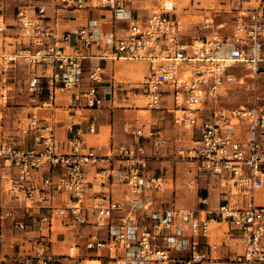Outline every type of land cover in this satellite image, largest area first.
Segmentation results:
<instances>
[{
	"label": "built area",
	"instance_id": "2783aa9c",
	"mask_svg": "<svg viewBox=\"0 0 264 264\" xmlns=\"http://www.w3.org/2000/svg\"><path fill=\"white\" fill-rule=\"evenodd\" d=\"M48 1L32 0L15 14L19 32L15 43H9L15 48L0 50L1 104L6 106L11 97L7 74L18 63L27 67L26 89L33 101L52 109L67 94L89 107L103 104L100 65H90L87 87L82 88L84 61L90 53L113 61L146 60L150 74L141 82L146 108L167 109L176 124L192 130L193 145L180 149L179 155L197 171L219 177L228 197L217 207L173 206L160 212L152 208L153 201L126 207L98 191L90 196L93 182L123 183L134 195L165 191L166 176L151 173L146 144L151 140L154 147H161L168 140L165 134L125 124L124 132L134 140L100 154L87 145L80 130L62 140L55 125L36 110L25 124L17 119V126L1 115L0 264H9L2 251L7 226L37 233L29 240L30 248L23 250L31 251L29 256L21 254L18 264H50L58 220L70 229L93 225L106 230L107 240L91 235L86 247L107 248L109 264H203L209 256L199 249V237H209L212 223L225 222L243 241V251L230 255L226 263L264 264V204L258 201L264 186V0L241 10L229 34L221 32L223 25L214 29L213 18L205 16L203 27L211 32L197 37L186 33L173 0H156L151 12L139 17L133 13L132 0ZM63 9L108 11L112 28L103 33L99 20L90 18L61 34ZM4 23L0 13V34L12 37ZM72 34L77 35L76 42ZM231 85L248 93L249 104L217 106L213 119L199 123L209 101L225 95ZM95 131L92 123L90 132ZM217 248L210 245L211 252ZM185 250L186 254L177 253Z\"/></svg>",
	"mask_w": 264,
	"mask_h": 264
},
{
	"label": "crops",
	"instance_id": "0c3cea01",
	"mask_svg": "<svg viewBox=\"0 0 264 264\" xmlns=\"http://www.w3.org/2000/svg\"><path fill=\"white\" fill-rule=\"evenodd\" d=\"M31 1L32 0H0V9H1L0 13H3V15H4V10H6V12L11 13L9 16H7V19L8 20H11V19L15 20L14 17H15L16 12L18 11V9L23 5L26 6ZM40 1H43V0H40ZM48 2L51 4V0H49ZM238 3H239L238 4L239 6H237V9H236L237 15L241 10L252 9L258 5L257 0H238ZM246 3H248L250 5L246 6L245 5ZM253 3H255V4L253 5ZM131 7H132L134 15L138 16V17L144 16V14L147 15L150 13L147 11H144V12L139 11V8L135 5V2L133 0H132ZM209 10L210 11H206V13L203 15V18L205 16H211L214 20V29L217 28L219 25H223L224 27L221 29V32H223L225 34H229L233 31L234 21H235V18L237 17V15L234 17L232 23L230 25H228L227 22L217 23L216 22L217 11H213L214 9H209ZM263 10H264V8H263ZM51 11H52V9H51ZM141 13H143V14H141ZM59 18H60L59 28H60L61 34L65 33V32L74 31L78 27L86 24L90 18H96L99 20V28L103 33L109 32L112 28L111 13L108 11H104V10L77 11L74 9H63L60 11ZM202 21H203V19H202ZM202 21L200 22L201 24H202ZM15 22H16V20H15ZM6 25H8L6 33L12 34V31H10V29H12V27H16V24L8 22V24H6ZM185 26H186V24H185ZM202 27H203V24H202ZM203 29H205V28L203 27ZM208 30L210 33L211 30L210 29H208ZM186 33L188 35H190L187 27H186ZM209 33H204V35H208ZM4 38L6 39V44H7V39L13 38V37L4 36ZM77 40H78L77 35L72 34V42H76ZM60 44H62V43H60ZM12 45H14V44H12ZM12 45L10 44V46H12ZM64 45L67 48L69 47L67 44H64ZM7 50H9V49H7ZM95 52H97V50L92 49V53H95ZM88 56L89 57L86 58L84 61L85 72H84V81L82 84L83 85L82 88L87 87L88 69H89L90 65H96V64L100 65L104 71L103 80H102V83L100 84V94H101V97L103 98V104L101 106L89 107L87 105H84L83 103H80L78 101L71 99L70 95L67 94V95H64L63 99L60 100V106H54L52 109H50L47 107H43L42 102L37 101V100L33 101V99L30 97L27 105L21 107V110L18 113L17 119L20 120L19 124H25L28 121L27 117L30 116V112L33 110H36L39 117L47 119L49 123H53L55 125V127L58 130L59 137L62 140H65L68 136L72 135L77 130H80L84 136V139H85V142L87 143V145L89 147L95 148L96 151L100 154L109 153L110 149L114 148L116 145H118L120 143H130L134 140V138L131 135H128L124 132L123 127L125 124H133L134 126L144 125V127L146 129L153 127L156 130L162 131V133H164L168 139V136L165 133V129L163 128V125H162V120L165 118L164 116L159 115L156 117L155 120H151L148 122H141V120L137 121V119H139V118L134 117L135 113H133L132 109L116 107V105H115L116 95L118 93V90L119 89L121 90L123 87L118 85L116 80L115 81L112 80L115 78L114 76H111L112 79H109L108 75L113 74L112 72L117 65V61L122 60V59H118L115 61L109 60V59H98V58L92 57L91 53ZM138 61H141L147 65L148 72L144 76V78H145L147 75L150 74V65H149L148 61H146V60H138ZM108 70H110L111 72L109 73ZM142 81H140L139 84L136 85V87L142 91V93L145 97L144 90L141 88V82ZM231 87H233V86H231ZM109 88H111L113 91L108 92L107 90ZM234 88H236V87H234ZM230 90H232V88H230ZM248 100H249V98H248ZM217 101L218 100L209 101L211 103V105L206 106L205 109L199 114V123H201L205 119H210V120L213 119L215 117V110H214L215 107L221 106L223 108H227ZM244 104H249V101H247ZM170 105H171V103H166V106L169 107ZM240 105H243V104H240ZM234 107H236V106H234ZM26 108H29V109L26 110ZM229 108H231V107H229ZM147 111H150V113H153V112H157V113L169 112L167 109H164L163 111H151V110L147 109ZM128 112H130V113H128ZM131 116H132V119L129 120V118H131ZM10 119H12L11 121H13L15 126H17L16 125L17 119L15 118V115L10 117ZM14 119H16V120H14ZM174 122H175V119H174ZM92 123H95V125H96V131L95 132H90V125ZM175 124H176V122H175ZM176 125H178V124H176ZM178 126H180V125H178ZM108 127H110V131H109L110 138H109V143L106 146L92 145L88 142V140H87L88 136H92L93 134L99 135L100 133H102V131H105V130H106V132H108L107 131ZM180 127H182V126H180ZM183 129H185V128H183ZM123 136H124V138L120 139ZM191 137H192V135H191ZM94 139L95 138H93V140ZM168 140H167V143H168ZM167 143L162 145L161 147H154L151 140L150 141L146 140V144L148 147V153L151 156L152 160L155 158H160L158 152L160 151V149L165 148L167 146ZM192 145H193V142H192ZM192 165H194V164H192ZM150 169H151V166H150ZM151 173H155V172H153L151 169ZM159 174H163V173H159ZM213 177L217 178V180L219 181V185L221 187H223L221 192L219 191L218 186H215L212 183H206V181L201 180L200 189H197L195 192L191 193L190 195L188 192H183V195H187V197L181 201V203H180L181 206H178L176 204H173L170 206H163V203L160 202V199H159L161 191H156V192H152V193H148V192L146 193L145 192V193H142L139 195H134L133 193H131V191L128 189V187H126L125 184L115 183V182L114 183H108L106 185H101L99 183L93 182L91 187H90V190H89V195L91 196V195H93V193L95 191H98V192H100V196H102L104 198H112L115 200H119V201L123 202L124 205H126V207H130V206L134 205L135 201H139L141 203H144L145 201H153L152 208H154L155 210H158L160 212L163 211L164 209H168V208L173 207V206L178 207V208H185V209L186 208L187 209H201V208L208 207V206L209 207H217L218 205H220L221 203H223L225 201V199L228 197V195L226 194L227 188L222 184L220 178L215 176V175H213ZM172 179L174 180V178H172ZM165 191H163V192H165ZM258 201H259V203L264 204V186L261 189H259ZM215 224H217L219 226H221L222 224H225L227 226V229H228L226 232L228 238L231 237L232 235H236L238 237V239L241 241L242 247H243V241L241 239V236L235 230H233L230 225H228L225 222H214V223H212L210 234L213 232V230L215 228V226H214ZM70 228H71V226L64 225L60 220H58L56 222L55 231H54V234L52 236L53 242H52L51 247H50L51 248V254L54 255V259L50 264H72L73 262L81 264L85 260L84 256H90V254H92L94 256H99V257L105 256L106 262L102 263V261H100V260H86L84 262V264H109L110 263V257L111 256H110V252L107 250V248H104L101 250H95V249H87V247H86V243L88 241V238L91 235H97L99 238L107 240L108 236H107L106 230L97 229V227H95L93 225H82L81 227L76 226V228H74V229H70ZM6 230H10V231H13V230L11 228H9V226H7V228L4 230L2 251L4 254L7 255V253H5L4 249H3L4 240L6 241V238H7V237H5L6 236ZM26 234H31L30 236L27 235L28 240L24 239V241L29 242V240L31 238H33V236L37 233L34 231H28V232H26ZM210 234H209V237H205V236L199 237V239H198L199 240V249L203 252H206L209 256V259L214 260V250L212 252L210 250V245H212L211 240H210ZM59 235L64 236L65 237L64 239L70 238V240L71 239L74 240L73 245H75V248H74L75 253H76L75 255H72V253L71 254L68 253L67 255H64L65 253H57L56 250H53L54 240L58 239ZM77 238L78 239L83 238L84 243L82 244V246H77L79 244V242L76 241ZM17 239H20V238H17ZM17 241H19V240H17ZM59 241L64 242L65 240H59ZM186 241L188 242V239ZM157 242L163 246H166V247L169 246V244H167V242H163L162 240H158ZM29 243H31V242H29ZM18 244L20 245L19 246V254L21 252H23L24 248L25 249L30 248V247H26V245L23 243H18ZM9 245L12 246V247H10V249L13 248L14 244L11 243V240H10ZM73 245H71V243H70V245L68 246V249L70 251L73 250V249H71V247ZM59 247L57 249H59ZM11 251H12V249H11ZM103 251L105 252V254H102ZM28 252H31V251H28ZM123 253H124V251H122L121 255ZM177 253L186 254L187 251L186 250L180 251V252L177 251ZM58 254L59 255L62 254V257H60ZM7 256H8V258H7L8 263L11 264V261L9 259L10 256L9 255H7ZM65 260H67V261H65Z\"/></svg>",
	"mask_w": 264,
	"mask_h": 264
},
{
	"label": "rangeland",
	"instance_id": "374dc122",
	"mask_svg": "<svg viewBox=\"0 0 264 264\" xmlns=\"http://www.w3.org/2000/svg\"><path fill=\"white\" fill-rule=\"evenodd\" d=\"M133 1L141 12H151L152 8H154V6L157 4L156 0ZM173 1L177 4V13L186 24L190 36L195 37L203 35L204 33H209V30L203 29L202 24L200 23L206 11H210L209 9H214L213 11H217L216 22H227L228 25H230L234 17L237 15L236 9L237 6H239L238 0ZM254 4L255 3H253V5ZM245 5L247 6L250 4L246 3ZM10 14L11 13L4 10L5 23L3 24V26L8 24V22L15 23L14 19H7V16H9ZM10 31H12L14 37L12 36L13 38H8L7 44L6 39L3 37V35L0 34V50L3 47L9 49V51L15 48L14 45L10 46L9 43H15L16 33L19 32L18 26L12 27ZM108 72L110 73L111 71L108 70ZM147 72V65L143 62L138 60L128 61L122 59L117 61V65L112 72L113 74H109L108 77L109 79H112L111 76H114L115 78L112 80H116L117 84L123 87L121 90H118V93L116 95V107L132 109L133 113H135L134 117L139 118L141 122L155 120L159 115L165 117L162 120V125L169 139L167 146L160 149V151L158 152L160 158H155L150 161L152 171L156 174L163 173L168 181L166 191L160 193V202L163 203V206H170L173 204L181 206V201L187 197V195H183V192H188L190 195L197 189H200L201 180L206 181V183H212L213 185L218 186L219 191L221 192L223 187L219 185V181L217 180V178L213 177V175L209 173H206L205 171H197L195 165H192L190 160L179 155L180 149H187L191 147L192 131L190 129H183L182 127L176 125L174 122V115L171 112L150 113V111H147V100L144 97L142 91L136 87V85L144 79V76L147 74ZM7 75L11 77L7 80L6 83L8 86H11V97L8 100L6 106H3L1 104L0 99V116L3 115L6 121H11L12 119H10V117L14 115L16 119L18 118V113L20 112L21 107L27 105L31 95L26 89L27 67L24 64L18 63L17 67L10 70ZM1 84L2 83L0 81V85ZM248 98V93L243 88H234L233 86L232 90L225 93V95L223 94V96H220L217 102L229 108L246 103L248 101ZM28 109L29 108H26V110ZM131 119L132 116L131 118H129V120ZM16 125L19 124L16 123ZM107 131L108 132H106V130L102 131V133H100L99 135L93 134L92 136H88V142L92 145L106 146L109 143L110 127L107 128ZM93 138H95V141L93 140ZM123 138L124 136L120 139ZM172 178H174V180ZM214 226L215 228L210 234V240L212 244H217L218 248L214 249V260L209 259L203 264H227L225 261L228 256L243 251L242 243L236 235H232L228 238L226 233L228 229L225 224H222L221 226L215 224ZM27 235L30 236L31 234H26L25 231L16 232L6 230L5 237L7 238L6 241L4 240L3 249L4 252L10 256L9 259L11 261V264H18L21 259V254L29 256L28 254H30V252L28 251H23L19 254L20 245L18 244L23 243L26 245V247H30V241H24V239L28 240ZM64 238L65 237L62 235H59L58 239L54 238L55 240L53 250H56L57 253H65L64 255H67L68 253H72V255H74V248L72 251L68 249L70 243L71 245H73L74 240H70V238ZM10 240L11 243L14 244L13 248H11L12 251L10 249V247L12 246L9 245ZM59 240L65 241L61 242ZM76 241L79 242L77 246H82V244L84 243L83 238H77ZM58 247L59 249H57ZM102 254H105V252L103 251ZM59 256L62 257V254H60ZM84 258L85 260L81 264H84L86 260H100L102 261V263L106 262L105 256L99 257L90 254V256H84ZM72 264L78 263L73 262Z\"/></svg>",
	"mask_w": 264,
	"mask_h": 264
},
{
	"label": "bare ground",
	"instance_id": "6f19581e",
	"mask_svg": "<svg viewBox=\"0 0 264 264\" xmlns=\"http://www.w3.org/2000/svg\"><path fill=\"white\" fill-rule=\"evenodd\" d=\"M74 255H75V253H74Z\"/></svg>",
	"mask_w": 264,
	"mask_h": 264
}]
</instances>
